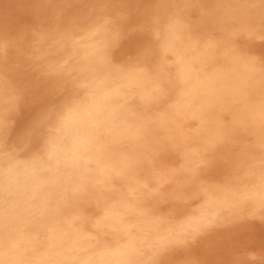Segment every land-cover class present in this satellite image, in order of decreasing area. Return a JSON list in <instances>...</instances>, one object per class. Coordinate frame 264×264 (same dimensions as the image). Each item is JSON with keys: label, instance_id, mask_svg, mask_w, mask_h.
Instances as JSON below:
<instances>
[{"label": "bare ground", "instance_id": "bare-ground-1", "mask_svg": "<svg viewBox=\"0 0 264 264\" xmlns=\"http://www.w3.org/2000/svg\"><path fill=\"white\" fill-rule=\"evenodd\" d=\"M248 6H250V4ZM126 17L128 18V16ZM236 19L237 18H235V20ZM51 23H53V21ZM209 27L211 28L212 26H209ZM29 29H31V27ZM41 29H42V26H41ZM180 29L181 28H180L179 22H177L176 20L169 21L165 31H163L164 35L162 36H164V40L161 39L163 41L162 46H161L162 50L165 53L171 54L173 58V65H174V70H175L174 77L172 78L170 83H168V85H170L169 87H171V89L172 87H174V89L177 90V91L175 90L176 91V101H174L172 104L170 103L171 105H167V106L160 105L162 103H159V100H158L159 83L156 81L154 77H152V75H150L151 76L150 77L147 74L142 73V72H138V73H134L132 71L130 72L129 69H128L129 72H125L126 70L125 71L117 70L115 67L112 66V63L109 61L112 57L109 56L111 58L108 59L107 54H106V50L108 49L106 48L108 47L107 45L108 30L105 25L100 24L98 26H95L92 28V30L87 35L85 36L81 35L75 38L74 40L69 41V46L71 48V54L74 55V60L73 61L69 60L67 63H65V65L68 68L70 66H72V68L73 67L75 68L76 72H74V74L77 73V85H81L83 87L84 96L80 100L74 101L70 105V107H68L65 110V112L62 114L60 121L57 124L56 130L55 132H53L54 134L52 138H50L51 139L50 146L44 158L35 160V161L25 162V163H13V164L0 163V264H148L149 262L154 260L156 255L158 259L159 252H161L168 244L170 243L172 244L173 242H178L181 239L185 238V236H188V235L190 236V234L192 235V233H195L201 230L205 225L212 222L214 218L219 216L220 214H223V213H234L235 214V212H240V211H243L244 209H247L246 211H248V208H251L254 210L259 207L261 208L264 207V171L260 169L258 170L257 168L253 169L252 168L253 166H252L250 169H253V170H249V172H246L243 177L241 175L242 180H238V178L228 180L227 183L225 184L223 183L222 185H218V186H213L210 189H204L203 187L205 186H203L202 188L204 190L202 188L200 190V192L203 191L204 193V197H202L200 193L203 199L202 203L197 208V210H195V213H193L191 216L184 219L181 223L180 221H177L179 222V224H174V223L173 224L171 223L163 224V222L159 218L155 217L153 213V209L150 203L148 202V197L153 195V193L155 194V190H158L156 189L158 185L156 183L159 182V178H160L159 176L161 175L159 172L158 173L160 175L155 172V167H154L155 164L157 163V162L155 163V161L157 160L156 153L154 155V152L156 149L155 145H158V143L161 142V139L159 137L160 134L163 133L164 138L166 139L170 138V140L173 139L174 143H177L179 145H182V147H184L185 151H182L181 153L180 151H178V148H181V147L179 146L177 148V146H175L176 144L174 145L176 147L175 149H177V152L178 153L180 152V155L182 158L181 159L182 164H181V168L179 169L178 174H180V176H182L183 178L184 177L187 178L186 177L187 175L185 174L184 170L188 168L190 169V167L194 165V162L196 163V160L202 159V157H204L203 153L206 154V152L204 151H207V150L209 151V149H211L213 146H215L216 144L224 140L223 130L225 128H227V130L225 131H228V129L234 130V129H237L236 127L238 125L242 126L244 124L243 122L250 123L251 125L250 129L254 137L257 140H259V143L262 145L261 147L264 148V92L261 91L260 89L261 86H259L258 84L259 82L256 83L255 81L256 79L253 81V79L256 76L253 64H251V62H248L245 60H239L235 58L234 56L235 53L226 44L227 40H226L225 35H223L224 37H222L220 41L218 42L217 40L216 42L212 40H205L203 42H199L195 39V37L191 38V37L182 36ZM205 29L207 30L208 28H205ZM38 30H37V33H38ZM35 36H36V33H35ZM253 36L255 37L254 34ZM253 36H250V37H253ZM30 40L32 41V39ZM16 41H18V39H16ZM21 41L23 42V40H20V43ZM49 43H51V41ZM109 44L111 46V43ZM112 44H115V41L112 42ZM16 46H17L16 48H18L19 50L18 45ZM245 46L247 45L245 44ZM28 47H25L26 51L27 49H29ZM259 47L261 48V46ZM31 48L29 49L30 53H31ZM240 48L242 47L240 46ZM262 48H264V46H262ZM44 49L45 48L41 49V52ZM122 49L119 47L120 51ZM25 50H24V53H25ZM108 50L110 51V48ZM143 50L145 49L143 48ZM109 51L107 53H109ZM112 51L114 52V50ZM132 51H133V48H132ZM246 52L248 53V50ZM10 53L11 52H9V54ZM30 53H28L29 56L32 54ZM253 53L256 54V52H252V54ZM36 54L38 55L39 53H36ZM36 54H34L35 58L37 57L35 56ZM261 54L259 55L262 56ZM0 55H1L0 57L2 58L1 53ZM18 55H20V53H18ZM4 56H7V55H4ZM15 56H17V54ZM39 56L40 55H38V57ZM126 56L127 55H125V57ZM31 58L29 57L28 60H30ZM14 59L16 61L17 58H14ZM11 60L9 61V66L11 64L10 63ZM161 60H158V61H161ZM115 61L113 63H115ZM129 61L130 60L127 58V64L129 63ZM6 62L7 61L5 60L4 63ZM4 63L3 65L5 66ZM124 63H125V60H124ZM36 64H38V62ZM127 64L125 63L123 66ZM0 65H2V62ZM131 65H134V64L132 63ZM6 66L8 67V64ZM157 67L158 66H156V68ZM15 68L16 66L13 69ZM10 69L9 68L7 69L8 72ZM2 70L4 69L2 68ZM19 70H21L20 66H19ZM55 70L56 69H54L53 72H55ZM7 74L10 76L9 73ZM54 74L56 75V73ZM23 75L24 74H22V76ZM169 75L171 74L169 73ZM61 77L62 76H60V78ZM262 77H264V75ZM5 78L7 77L5 76L4 79ZM60 78L58 79V81L60 80ZM7 80H6V83H7ZM55 80L57 79L55 78ZM55 80L53 81L55 82ZM62 80H60V83ZM18 81H20V79ZM15 86H17V84H15ZM251 87L255 89L252 90ZM20 88L22 89L21 86ZM163 91L165 93V90ZM167 93H165V95ZM170 93H174V92L170 91ZM65 94L67 95L66 92ZM1 97L3 98L4 96H1ZM19 97L18 99H21ZM174 97L175 96H173V98ZM166 99L164 98V100ZM161 101H163V99ZM133 103H136V105L138 104V106L136 107V105H134ZM4 104H8V103L6 102ZM11 106L12 105L10 104V107ZM2 107H3V104H2ZM7 108L8 107L6 106V109ZM61 109H63V107ZM12 110L14 109L12 108ZM228 111L233 116L231 118L232 120L229 124V127L225 126L223 128L221 124V122L223 121H221V119H220L221 122L218 124L217 122L216 124L212 123L214 122V120H216V118H218L219 116H222L224 112L227 113ZM189 121H192V122L194 121L195 124L197 125L196 129L193 131V133L191 132V134H188V127L186 128L184 126L182 128L181 126L182 124L183 125L185 124L186 126H188V124L190 123ZM226 123H229V122H226ZM241 123L243 124L240 125ZM248 126L249 125H247V127ZM237 130H239V128ZM191 131H192V128H191ZM245 133L246 132L243 131V134L242 133L241 134L245 135ZM241 134L240 133L238 134L239 137ZM233 136L235 137V135ZM24 137L26 136L24 135ZM247 137L245 136L246 139ZM20 138H21V134H20ZM242 139L240 138L239 140H242ZM23 140L25 139H22V141ZM238 143L239 142L237 141V145ZM245 144L246 143H244L242 147H244ZM161 145H162V142H161ZM0 147H1V144H0ZM219 147H221V145ZM159 148L160 150L163 149L161 147ZM225 148L227 149V146ZM231 148L232 147H230L229 149ZM241 149L243 150V148ZM247 149H244V151L246 150L247 152ZM173 151L175 152V150ZM256 151H259V150H256ZM163 152L165 151L163 150ZM234 152L236 151L232 150V154ZM261 152H259V154ZM208 153H210V151ZM215 153L217 155V152ZM247 153L249 154V151ZM254 153L257 154V152H254ZM169 154H171L170 151H169ZM232 154H231V157L233 156ZM6 156H9V155H6ZM259 156L263 157L264 155L262 156L261 154ZM259 156L257 157L260 158ZM171 157H174V156L172 155ZM227 159L228 158H226V161ZM244 159L246 158L244 157ZM220 160H222V158ZM258 160H259L258 164L261 163L260 160L264 161V159L262 158ZM168 161L169 160H167V162ZM206 161H208V159ZM241 161L244 162V160H241ZM3 162L5 161L3 160ZM216 162H218V160ZM216 162L213 161L212 164H215ZM251 163L253 162H250L249 164ZM254 163L253 165L256 164ZM212 164L211 166L213 167L214 165ZM237 164L239 163L237 162ZM173 165L174 164L172 163V166ZM223 165H225V162ZM231 165L229 166L231 167ZM172 166L170 167L172 168ZM218 166L221 167L220 165ZM238 166L241 167V165H238ZM249 166H247V168H249ZM170 167L169 168L167 167V169H170ZM201 167H200V170H201ZM223 168L221 170H224ZM204 169L205 168H203L202 171H204ZM219 171L220 169L218 170V173ZM234 174H236V172H234ZM198 175H196V177H199ZM161 176H162L161 178H163V174ZM203 177L205 176H202L201 179ZM218 178H219V175H218ZM203 179L205 180V178ZM215 179H213V182ZM119 180H121L123 183V186H124L123 189L115 188L114 182L119 181ZM182 180L183 179L181 178V181ZM222 180L225 181L224 179ZM195 181L202 184L199 180H195ZM206 181H205V185L207 184ZM209 181L212 182L211 180ZM215 182H217V180ZM184 184H187V182ZM189 184L190 183H188L187 185ZM176 185H177V182H176ZM212 185H214V183H212ZM168 187L169 186H167V188ZM192 190L193 188L191 189V191ZM191 191L189 192L190 196L193 194V192L191 194ZM193 191H195V189ZM183 193L185 192L183 191ZM165 197H167V195H165ZM180 197H181V194H180ZM183 198L181 199L183 200ZM187 198H189L190 200L191 197L189 196L185 197L184 201H186ZM91 199L94 201V204L98 207L97 210L99 211V212L97 211L98 213L96 214L98 216L95 215L96 218L95 219L93 218V220H92V217L94 216L89 213L92 217L90 218L86 217V212H84V209L80 205V203H83L85 201H90ZM181 207L183 206L181 205ZM94 208L95 207H93V209ZM170 209L172 208L170 207ZM172 211L174 212V210ZM176 211L178 212V210ZM262 213H264V211ZM89 214H87V216ZM178 214L179 213H177V215ZM183 215L185 216V214ZM161 216L162 215L160 214V218L163 217ZM165 216L167 215L165 214ZM169 217L171 218V216ZM87 226L93 229H90ZM219 227L221 226L219 225ZM94 228L98 230L95 231ZM105 231H107L110 234L111 237L108 235L110 239L112 238L110 242L105 241V238H108L106 235H105L106 237L104 238V240H103V236H101L102 235L101 233H104ZM210 234H214V233L211 232ZM199 235L200 237H203L201 236L202 233ZM204 236H207L208 238L209 234L207 235L206 233V235ZM199 239L195 241L198 242ZM188 240L186 239V241ZM191 241H189L190 244H191ZM188 246L190 245L188 244ZM195 246L194 248H196ZM178 249L179 248H177V250ZM187 249L189 250V248ZM167 253L168 255H170V251ZM162 256H165V255H162ZM155 263H158V262H155ZM164 264L166 263L164 262Z\"/></svg>", "mask_w": 264, "mask_h": 264}, {"label": "rangeland", "instance_id": "rangeland-1", "mask_svg": "<svg viewBox=\"0 0 264 264\" xmlns=\"http://www.w3.org/2000/svg\"><path fill=\"white\" fill-rule=\"evenodd\" d=\"M53 1L52 0H0V15H1L0 21L2 20L0 22V29H1L0 36L2 34V36L0 37V39H1L0 40V42H1L0 53L2 54V58L4 60L3 61L2 58L0 57V59H1L0 64L2 62V65H0L1 66V68H0V100H1L0 101V112H1V114H0V133H2V134H0V144H1L0 151L3 152V153L0 152V163H5V164L25 163V162L35 161V160H39V159L44 158V156H45V154L48 151V148L50 146V140H51L50 138H52V136L54 134L53 132H55V130L57 128V124L60 121L62 114L65 112V110L68 107H70V105L74 101L80 100L84 96L83 87L81 85H77V73L74 74V72H76L75 68L74 67L72 68V66H70L68 68L65 65V63H67L69 60H71V61L74 60V55L71 54V48L69 46V41L74 40L78 36L87 35L92 30L93 27L98 26L100 24L105 25L107 27V30H108V41H107L108 47H106V48H108V49L110 48V51L107 49L106 54H107L108 59H110L112 57L109 60L112 63V66L115 67L117 70H122V71L126 70L125 72H129L128 71V69H129L130 72L131 71L134 73L142 72V73L147 74L148 76L152 75V77H154L156 79V81L159 83L158 100H159V103H162L160 105L167 106V105H171L174 101H176V91L177 90L174 89V87H172V89H171V87H169L170 85H168V83H170V81L174 77V72H175L174 65H173V58H172L170 53L163 52L162 47H161L162 43H163L162 40H164V36H162V35H164L163 31H165L169 21H171V20H176L177 22H179L180 28H181L180 32H181L182 36L191 37V38L195 37V39L199 42H203L205 40H212L214 42H216V40H217V42H218V41H220V39L222 37H224L223 35H225L226 40H227L226 44L235 53L234 54L235 58H237L239 60H245V61L251 62V64H253L254 69H255V75H256L255 78L253 79V81L256 79L255 80L256 83L259 82L258 84H259V86H261V88L260 87L259 88L261 89V91L264 92V88H262V87H264V84H263L264 83V77H262L264 75V48H262V46H264V0H253V1L252 0H139V1L138 0H56V1L53 0ZM241 4H243V5H241ZM249 4H250V6H248ZM57 9H59V10H57ZM240 9H242V10H240ZM50 12H51V14H50ZM148 12H149V14H148ZM247 12H249V13H247ZM126 16H128V18ZM234 17L237 18L236 19L237 21L235 20ZM61 19H63V20H61ZM52 21H53V23H51ZM67 22H69V23H67ZM235 22H236V24H235ZM205 25H206V27H205ZM4 26H6V27H4ZM41 26H42V29H41ZM209 26H212V27L210 28ZM30 27H31V29H29ZM201 27H203V28H201ZM248 27H249V29L251 27V29L249 30ZM136 28H137V30H136ZM205 28H208L207 29L208 31ZM37 30H38V33H37ZM35 33H36L37 37L35 36ZM58 34H59V36H58ZM241 34L245 35V36L243 35L244 38L242 37ZM253 34L255 35V37L253 36ZM24 35H26V36H24ZM247 35H249V36H247ZM10 36L12 37V39ZM250 36H253L254 38L250 37ZM7 37H9V38H7ZM136 37H138V38H136ZM16 39H18V41H16ZM30 39H32V41ZM242 39H244V40H242ZM20 40H23V42L21 41V43H20ZM112 40L115 41V44H112V42H114ZM248 40L250 43L248 42ZM50 41H51V43H49ZM108 42L111 43V46ZM7 43H9V44H7ZM116 43L118 44V46ZM45 44L47 45V47ZM245 44L247 46H245ZM16 45H18L20 51L18 50V48H16L17 47ZM114 45H116L117 47ZM240 46L242 48H240ZM259 46H261V48ZM25 47H28L29 49L32 47L33 48V49L31 48L32 54L30 53V50L26 48L28 51L27 52L25 50ZM119 47L121 49L123 48L122 49L123 51L122 50L120 51ZM43 48H45V49L42 50V52H41V49H43ZM126 48H128V49H126ZM132 48H133V51H132ZM143 48L145 50H143ZM22 49H23V51H22ZM24 50H25V53H24ZM32 50L34 53L32 52ZM112 50H114V52ZM247 50H248V53L246 52ZM13 51L15 54L13 53ZM108 51L110 54L111 53L112 54L110 55L109 53H107ZM128 51H129V53H128ZM9 52H11L12 54L11 53L9 54ZM132 52H134V53H132ZM252 52H256V54H254V53L252 54ZM18 53H20V55H18ZM28 53H30L33 56H31V55L29 56ZM36 53H39L38 55H40V56L38 57V55ZM16 54L18 57L15 56ZM34 54H36L35 55V56H37L36 58L34 57ZM259 54H261L262 56H260ZM4 55H7V56H4ZM125 55H127L126 57L130 60L129 63H131V64L133 63L134 65H131L128 63L129 64V66H128L127 58L125 57ZM19 56H21V57H19ZM109 56H111V57H109ZM6 57H8V58H6ZM29 57L30 58L32 57V58L30 60H28ZM14 58H17L18 60L16 59V61H15ZM22 58H23V60H22ZM161 58H162V60H161ZM131 59L134 61H132ZM5 60L7 61L6 63H4ZM10 60H11V62H10L11 64L9 66ZM124 60H125V63L127 64V65H125L126 67L123 66L125 64ZM158 60H161V61H158ZM32 61L35 63H33ZM114 61H115V63H113ZM37 62H38V64H36ZM161 62H163V63H161ZM3 63L5 64V66L3 65ZM12 63H13V65H12ZM119 63H121V64H119ZM7 64H8V67L6 66ZM54 65H55V67H54ZM136 65H137V67H136ZM155 65L158 66L157 67L158 70H157ZM163 65H165V66H163ZM15 66H16V68L13 69ZM19 66H20L21 70H19ZM131 66H132V68H131ZM142 66H143V68H142ZM65 67L67 68V70ZM133 67H134V69H133ZM148 67H149V69H148ZM2 68L4 70H2ZM6 68L7 69L11 68L12 70L10 69L11 71L9 70V72H8V70ZM139 68H140V70H139ZM54 69H56L57 72H59V73H57L56 70H55V72H53ZM13 71H15V72H13ZM153 71H154V73H153ZM11 72H12V74H11ZM164 72H165V74H164ZM3 73L6 75H4ZM7 73H9L10 76ZM54 73H56V75ZM169 73L171 75H169ZM19 74H20V76H19ZM22 74H24L25 76L24 75L22 76ZM5 76L7 78L4 79ZM60 76H62V77L60 78ZM27 77H28V79H27ZM55 78L57 80H55ZM59 78H60V80H62L64 78L61 81V83H60V80L58 81ZM19 79H20V81H18ZM6 80H7V83H6ZM21 80H23V81H21ZM53 80H55V82ZM29 82H30V84H29ZM25 83H26V85H25ZM163 83H165V84H163ZM4 84H5V86H4ZM15 84H17V86H15ZM11 85H13V86H11ZM20 86L22 87V89L20 88ZM7 87L9 88V90ZM58 87H59V89H58ZM251 88H252V90L255 89L253 87H251ZM20 89H21V91H20ZM32 90H34V91H32ZM163 90H165V93H167V92L170 93V91L171 92L173 91L174 93H170V95H169V93H167L165 95ZM65 92L67 93V95L65 94ZM76 95H78V96H76ZM1 96H4V97L2 98ZM173 96H175V97L173 98ZM16 97H17V99H16ZM18 97L21 99H18ZM163 97L165 99L167 97V99L164 100ZM169 97H170V99H169ZM160 99L161 100L163 99V101H161ZM63 101H64V103H63ZM1 102H3V103H1ZM6 102L8 104H4ZM21 102H22V104H21ZM65 103L66 104L68 103V104L66 105ZM2 104H3V107H2ZM10 104L12 106L16 107V108H14L11 106L15 111L12 110V108L10 107ZM133 104L136 105V103H133ZM6 106L8 107L7 109H6ZM137 106H138V104L136 105V107ZM62 107H63V109H61ZM3 108H5L6 110ZM1 109H2V111H1ZM10 112H12V113H10ZM3 114H4V116H3ZM8 117H10V118H8ZM219 117L216 118V120H214V122H212V123L216 124V122H217V124H218L221 121H223V122H221L223 128L225 126L229 127V124L232 120L231 118L233 117L232 114H230L228 111L227 113L224 112V114L222 116H219ZM218 119H219V121H218ZM220 119H221V121H220ZM227 119H228V121H227ZM9 120H11V121H9ZM189 122L190 123L188 124V126H186L185 124L184 125L182 124L181 126H182V128L184 126L186 128L188 127V134H191V132L193 133V131L196 129L197 125L195 124L194 121L193 122L189 121ZM226 122H229V123H226ZM243 123L240 124V125L243 124L242 126L238 125L236 127L237 129L239 128V130L228 129V131H225V130H227V128H225L223 130V137H224L223 139L224 140H222L220 143L216 144L218 146L215 145L216 147L213 146L211 149H209L210 153H208L209 152L208 150L204 151V152H206V154L203 153L204 157H202V159L196 160V163L194 162V165H192V167H190V169L187 167L188 169L184 170L185 174L187 175L186 176L187 178H185V177L183 178L182 176H180V174H178L179 169L181 168V164H182V162H181L182 158H181L180 152L182 153V151H185L184 147H182V145L174 143L173 139L170 140V138L169 139L164 138V134L161 132L162 134H160L159 137L161 139L162 145H161V142L158 143V145H159V147H161L163 149L160 150L158 145L154 144L155 148H156L154 155L156 153V159H157L155 161V163L156 162L159 163V164L156 163L154 167H155L156 173L159 172L161 175L163 174V178H161L162 176L158 173L160 175L159 176L160 178H159V182L156 183V184H158L156 189H158L159 191L155 190V194L153 193V195L148 197V202L150 203V205L153 209V213H154L155 217L159 218L163 222V224H165V223L179 224V222H177V221H180V223H181L184 219L188 218L193 213H195V210H197V208L200 206V204L203 201L202 197H204V193H203V191L200 192V190L203 186H205V187H203L204 189H210L213 186L222 185L223 183L225 184V183H227L228 180H232V179H236V178H238V180H242V177L244 176V174L246 172H249V170H253L255 168H257L258 170L260 169V170L264 171V163H262L264 161L260 160L261 163L258 164V162H259L258 159H261V158L264 159V156H263L264 155L263 154L264 148L261 147L262 145L259 143V140H257L254 137V135L250 129L251 128L250 123H246V122H243ZM245 124H246V126H245ZM247 125H249V126L247 127ZM190 127L192 128V131H191ZM243 131L246 132L245 135H242ZM226 132H228V133H226ZM237 133L238 134L242 133V134L239 137V135ZM20 134H21V138H20ZM23 134L26 137H24ZM16 135H18V136H16ZM229 135H231V136H229ZM233 135H235V137ZM247 135H248V137H247ZM14 136H15V138H14ZM242 136H244V137H242ZM245 136L247 137V139L245 138ZM240 138L241 139L243 138L242 139L243 141L239 140ZM14 139H15V141H14ZM20 139H21V141H20ZM22 139H25V140L22 141ZM255 139H256V141H255ZM236 140L239 142L238 145H237ZM246 140H248V141H246ZM170 141H172V142H170ZM242 142H243V144L246 143L245 144L246 146L244 145V147H242L243 146ZM253 142H254V144H253ZM2 143H4V144H2ZM169 143H171V144L173 143L172 144L173 146ZM17 144H19V145H17ZM21 144H23V145H21ZM24 144H26V145H24ZM257 144H258V146H257ZM11 145L14 147H12ZM174 145L177 146V148L179 146L181 147V148H178V151H180L179 153L177 152V149H175L176 147ZM220 145H221V147H219ZM165 146H167V147H165ZM226 146H227V149H229L230 147H232L233 149L231 148V149L227 150L225 148ZM15 147H17V148H15ZM19 147H21L22 149ZM241 148H243V150ZM214 149L215 150L217 149V150L215 151ZM244 149H247V152L249 151V154L246 152V150L244 151ZM252 149H253V151H252ZM163 150L165 152H163ZM168 150L170 151L171 154H169ZM173 150H175L176 153ZM213 150L215 152H217V155ZM232 150L236 151V152H234L236 155L234 153L232 154ZM256 150H259V151H256ZM172 151H173V153H172ZM221 151L224 153H222ZM240 151H241V153H240ZM166 152H167V154H166ZM226 152H228V153H226ZM254 152H257V154ZM259 152H261V153L259 154ZM168 154H169V156H168ZM212 154H214V155H212ZM231 154L233 155L232 156L233 158L235 156L234 159H236V160H234L231 157ZM261 154L263 157L259 156ZM6 155H9V156H6ZM170 155L171 156L173 155L174 157H171ZM256 155L259 156L260 158H258ZM240 156H241V158H240ZM175 157H177L178 159ZM205 157H206V159H205ZM238 157H239V159H238ZM244 157L246 159H244ZM165 158H166V160H165ZM221 158H222V160H220ZM226 158H228L227 161H226ZM207 159H208V161H206ZM210 159H211V161H210ZM3 160L5 162H3ZM167 160H169V161L167 162ZM171 160H172V162H171ZM212 160L214 162H216L218 160V162H216L217 165H216V163L212 164L213 163ZM241 160H244V162ZM173 161H175V162H173ZM254 161L256 164L254 163ZM208 162H209V164H208ZM224 162H225V165H223ZM237 162L239 164H237ZM250 162H253L255 165H253V163L249 164ZM172 163L174 164L173 166H172ZM211 164L214 166L212 167ZM160 165L161 166L163 165V166L161 167ZM164 165L167 166L168 168L170 166H172V168L170 167V169H167V167H165ZM168 165H170V166H168ZM208 165H210V166H208ZM218 165H220L221 167H219ZM229 165H231V167ZM238 165H241V167ZM247 166H249V168H247ZM261 166H263V167H261ZM163 167H165V168H163ZM200 167H201V170H200ZM223 167H225V168H223ZM237 167L238 168L240 167V168L238 169ZM251 167L253 169H250ZM203 168H205L204 169L205 172L202 171ZM222 168L224 170H221ZM217 169L218 170L220 169V171H222V172L219 171V173H218ZM244 169L247 171H245ZM190 170H191V172H190ZM198 171H199V173H198ZM212 171H214V172H212ZM234 172H236V174H234ZM201 173H202V175H201ZM237 173L239 174L240 178H239ZM183 174H184V172H183ZM198 174H200V175H198ZM196 175H198L199 177H196ZM218 175H219V178H218ZM241 175H242V177H241ZM202 176H205V177H203V178H205V180L203 178L201 179ZM195 177H196V179H195ZM208 177H210V178H208ZM175 178H177V179H175ZM181 178L183 179L182 181H181ZM213 179H215L214 182H213ZM222 179H224L225 181H223ZM195 180H199L202 184H200L199 182H197ZM209 180H211L212 182H210ZM216 180H217V182H215ZM218 180H220V181H218ZM175 181L177 182V185H176ZM205 181L207 183L206 184L207 187L205 185ZM183 182L184 183L187 182V184L190 183L189 185L194 183L191 186H192L193 190L195 189V191H193V190L191 191V189H192L191 186L184 184ZM212 183H214V185H212ZM181 184L182 185L184 184L183 187ZM198 184H200V185H198ZM215 184H217V185H215ZM114 185H115L116 189H121V188L123 189L124 188L121 180L115 181ZM167 186H169V187L167 188ZM178 186L181 187L182 189L179 188ZM183 191L185 193H183ZM186 191H187V193H186ZM190 191H191V194L193 192L194 195L192 194L190 196V193H189ZM173 193H175V194H173ZM200 193H201L202 197H201ZM159 194H161V195H159ZM180 194H181V197H180ZM165 195H167V197L170 196L171 198L170 197L167 198V197H165ZM183 196H184V198H183ZM188 196L191 197L190 200H189V198H187L186 199L187 202L184 201L185 197H188ZM156 197H157V199H156ZM181 198H183V200ZM149 199H150V201H149ZM165 200L166 201L168 200V201L166 202ZM178 200L180 203L178 202ZM177 202H178V204H177ZM181 202H182V204H181ZM90 204H91V206H90ZM180 204L183 207L184 206L185 207L184 208L181 207ZM185 204H187V205H185ZM80 205L84 209V212H86V217L90 218V217H92L91 215H93L94 217H92V220H93V218L94 219L96 218L95 215L99 211L97 210L98 207L94 204V201L92 199L90 201H85L83 203H80ZM93 207H95V208L93 209ZM170 207L172 209H170ZM175 208H176V210H178V212L175 210ZM154 209H155V211H154ZM161 209H162V211H161ZM263 209H264V207H262V208L259 207V208H256L254 210L251 208H248V211H246L247 209H244L243 211L235 212V214L234 213L220 214L219 216L215 217L212 222L205 225L201 230H199L195 233H192V235L190 234V236L189 235L185 236V238L181 239L178 242H173L172 244L171 243L168 244L161 252H159L158 259H157V255H156V257L153 260L154 262L151 261L148 264H162V263L164 264V262L166 264H184V263L185 264H264V246H262V245H264V220H263L264 219V213H262L264 211ZM163 210L164 211L166 210V211L164 212ZM172 210H174V212ZM177 213H179L180 215L179 214L177 215ZM87 214H89V215L87 216ZM160 214L163 216V217L161 216L162 218H160ZM165 214L168 217L165 216ZM183 214H185V216ZM96 216H98V215H96ZM169 216H171V218ZM260 218H262V219H260ZM240 219H241V221H240ZM173 220H174V222H173ZM220 222H221V224H220ZM244 222H245V224H244ZM213 225H215V226H213ZM219 225L221 227H219ZM89 226H87V227L90 229H93ZM213 228H215L217 230H215ZM97 230L98 229H95V231H97ZM205 232L207 233V235L209 234L210 237L208 236V238H207V236H204V235H206ZM211 232L214 234H210ZM201 233H202L201 236H203V237H200L199 234H201ZM101 234H102L101 236H103V240L106 236L108 237V238H105L106 242H110V240L112 239V238L110 239L111 236L107 231H105L104 233H101ZM195 235H197V236H195ZM214 237H216V238H214ZM186 239L187 240L189 239V240L186 241ZM194 239L195 240L199 239V240L197 242ZM189 241H191V244ZM179 243H181V244L183 243L185 245H183V244L181 245ZM188 244L190 246L193 244L192 245L193 247L188 246ZM194 246L196 248H194ZM177 248H179V249L177 250ZM187 248H189V250ZM165 250L166 251L169 250L170 255H168V253H167L169 251L166 252ZM185 250H186V252H185ZM187 250L191 253H189ZM175 251H176V253H175ZM162 255H165V256H162ZM160 258H162L163 261ZM155 262H158V263H155Z\"/></svg>", "mask_w": 264, "mask_h": 264}]
</instances>
